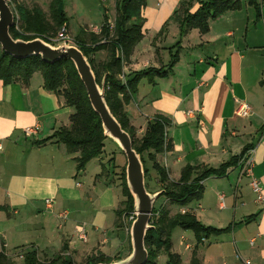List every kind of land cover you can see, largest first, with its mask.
Instances as JSON below:
<instances>
[{
  "label": "crops",
  "instance_id": "1",
  "mask_svg": "<svg viewBox=\"0 0 264 264\" xmlns=\"http://www.w3.org/2000/svg\"><path fill=\"white\" fill-rule=\"evenodd\" d=\"M257 2L255 8L240 0L239 8L210 20L207 32L191 28L183 35L173 12L182 5L193 13L199 0H146L141 9L142 37L122 61L118 76L124 79L128 73L147 67L167 71L163 77L155 76L152 84L142 78L124 109L130 125L139 132L154 115L168 119L169 147L157 159L170 180H177L185 165L217 168L249 147L253 150L252 172L264 193V0ZM115 14L108 21H113ZM65 25L69 29L68 22ZM78 28L88 26L79 24ZM171 35L180 37V52L206 46V56L193 59L194 65L190 60L183 62L179 52L169 67L177 47L166 44ZM183 70L189 72L185 78L180 77ZM150 93L157 100L145 102ZM143 100L144 114L134 110ZM244 106L248 107L246 114L239 112ZM71 112L72 108L63 105L56 94L44 89L39 72L26 82L18 79L4 84L0 80V250L9 256L34 249L40 260L61 254L74 264H85L89 257L120 258L130 250L126 226H117L120 218L115 211L121 199L112 180L97 175L101 173L98 165L86 167L95 158L101 164V158H92L86 168L77 170V153L48 138L58 127L69 125ZM140 115L144 117L142 124ZM35 125V134L24 135V127ZM231 169L239 171V162L227 166L223 175ZM212 177L201 181L202 194L195 199L198 212L189 204L180 206L206 226L212 220L206 212L209 193L205 185ZM240 177L237 172L238 181ZM46 198L52 199L50 206L44 202ZM252 202L262 204L255 202L254 195ZM64 209L68 214L61 220L57 213ZM251 215L246 226L264 233V204L258 206L256 215ZM79 225L86 232L84 241L77 236ZM228 225L229 230L233 227L234 237L238 230L233 222ZM177 232V244L171 235V248L183 264L192 257L201 264H229L220 251V244L225 242L234 250L235 261H241L237 251L245 255L240 263L233 259V264H264V237L256 238L251 246L244 236L212 243L209 237L220 233L196 242L193 232L191 238L182 228Z\"/></svg>",
  "mask_w": 264,
  "mask_h": 264
},
{
  "label": "trees",
  "instance_id": "2",
  "mask_svg": "<svg viewBox=\"0 0 264 264\" xmlns=\"http://www.w3.org/2000/svg\"><path fill=\"white\" fill-rule=\"evenodd\" d=\"M145 1L116 0V14L112 27L106 20L101 24V29L97 33L90 30L87 32L86 29L80 28L74 36L73 44L87 57L96 81L99 83L102 77H105V100L121 127L130 134L133 148L140 154L146 188L149 183L147 176L152 170L155 174L154 181L157 187L151 192L162 190L160 195H164L170 204L183 206L192 198L199 199L201 197V181L203 179L209 176H222L226 167L239 162L249 147H244L239 155L233 156L229 162L222 163L217 168H198L185 165L179 178L170 180L166 168L157 159V155L169 147L166 135L168 119L162 115H154L147 120L142 133L138 136L135 135L124 109L125 104L137 91V85L142 78H146L152 84L155 76L163 77L167 72L162 67H147L128 73L124 79L118 76L122 72V61L127 58L133 46L142 37L141 9L145 5ZM245 1L255 8L258 6L257 0ZM239 7L240 0H199V6L193 13H189L182 5L177 7L173 12V19L178 22L180 35L191 28H196L200 33H205L208 31L210 20L228 10ZM14 11V24L9 29L13 38L28 40L40 37L53 44V36L51 35L56 36L60 27L67 22L63 10V0H49L48 15L35 2H32L31 5L17 3ZM175 45H177V50L171 54L169 67L178 58L179 42ZM101 49H107L106 58L94 63L91 55ZM34 72L41 74L44 89L56 94L63 105L72 108L69 115V125L58 127L48 138H54L56 142L63 143L70 153L76 152L77 155L74 157L76 168L83 170L89 160L95 157L100 158L105 137L102 134L100 119L89 104L84 86L72 62L66 57H61L53 63L44 62L40 56L16 58L0 48V80L4 84L18 79L26 82ZM144 154L150 161V167L145 164ZM112 159L113 157L109 160ZM112 167L113 174H121L122 194L124 196L115 211L119 219L122 213L126 212L125 214H127L133 211V204L125 184V162L112 164ZM105 170V163H101V173L97 175H108ZM150 221L153 227L145 235L144 243L148 258L144 264H155L161 253H165L166 256L164 264H183L180 255L171 248V234L175 227L190 229L196 242H201L211 234L229 230V225L219 229L203 225L190 211H177L169 214L162 205L158 209L153 207ZM121 225L119 219L117 226L121 227ZM15 256L17 254L9 256L0 250V264H18L14 260ZM117 258L119 257L111 259L97 255L89 257L85 264L109 262ZM19 264H74V262L70 257L61 254L50 259L40 260L36 251L29 249L23 251ZM188 264L201 263L196 257H192Z\"/></svg>",
  "mask_w": 264,
  "mask_h": 264
},
{
  "label": "rangeland",
  "instance_id": "3",
  "mask_svg": "<svg viewBox=\"0 0 264 264\" xmlns=\"http://www.w3.org/2000/svg\"><path fill=\"white\" fill-rule=\"evenodd\" d=\"M7 2L14 13H15L14 8L17 3H24L26 5H31L32 2H35L48 15L49 0H7ZM63 10H64V13L67 18L68 25H69V29L67 30L73 40L74 35L77 34V33L75 34V32H78L79 30L78 28L79 24L82 26L86 24L88 26V28H86V31L89 32V29L92 26H100L101 23H103L104 21L112 20L111 18L114 16L115 11H116V0H63ZM51 36H53L52 39H54L55 35L53 34ZM169 40H172L173 43H170ZM179 40L181 39L180 37H178V35L177 36L171 35L170 37L167 38L166 44L167 45L176 44L177 42H179ZM52 42L53 44L58 45L53 40ZM179 45H180V42H179ZM205 48L206 46L198 45L196 48L194 47L189 50H184V51L182 50L181 51L182 53L178 50V54L180 52V57L182 58L183 62L189 61V60L192 61L195 58L198 59L199 56H206ZM176 50H177V47L174 48L172 53H174ZM107 52H108L107 49H104L103 53L102 51L101 52L96 51L93 55H91L94 63H98V61H102L103 59H105ZM192 64L195 65L196 62L192 61ZM188 73H189L188 71L183 70L180 73V77L185 78ZM154 99L157 100V98L152 93H150L149 95L146 96L145 102L147 101L151 102ZM145 102L143 100V102L140 103L139 108H136L134 106V110L138 113L140 111H142L143 114L146 113V109L144 107ZM143 120H144V117L140 115L139 116L140 124L143 123ZM132 127H133V131L136 136L142 133V132H139L136 127L134 126ZM103 144H104L103 151L101 153L100 158L102 160L101 163H105V169H106L105 172L106 173L108 172V175H105V176L109 177L108 179L112 180L111 184L113 186V189L115 193L118 195V197L122 200L124 196L122 194L121 174L120 173L113 174L112 164H119V163H122L123 161L125 162V157L122 151L117 147V145L109 138H105L103 140ZM112 157L113 159L109 160ZM144 159H145L146 166L150 167V161L146 154H144ZM87 165L88 166L86 167H89V168H91L93 165H98V167H101L100 162L97 161L96 158L88 162ZM237 172L240 173V170L238 171L237 169H233V170L231 169L230 171H228L227 175L225 174L221 177L215 176V177L209 178V181L205 185V189H207L209 193V206H208L209 209L206 212L208 216L211 217V220H212V222L210 223V226L225 228V227H228L229 223L233 222L234 227H236V230H238L235 233L234 237H233V227L231 230H223L219 232L220 235L209 237V241H211L212 243H215V242L218 243L219 241L222 243V241L228 240L229 238L231 239L230 241H232L233 238L237 240L238 237H242V236H244V238L248 241L250 237H255L257 232H259V234L263 233L262 231H259V230H253L251 225L246 226L248 222L249 223L251 222L249 221L250 215L252 213L256 215L258 211V206L262 204H254L252 202L254 193L250 189L248 180L246 176L242 175L241 176L242 178L240 177L241 179L238 181ZM154 175H155L154 172L151 170L147 176L148 181H149L148 186H147L148 191H153L157 187V184L154 181ZM220 194H223L222 199H219ZM195 199L196 198H192V200L187 202L186 204H189L188 205L189 207L196 209V211L198 212L200 208H197L198 202L195 201ZM221 201L224 203V206L219 205ZM250 203H253V204L251 205ZM186 204L183 205V207L186 206ZM161 205L167 209L169 214H173L177 211L178 212L184 211V208H181L178 204H170L164 195H160L155 200L153 207L158 209ZM256 208H257L256 211H252V209L255 210ZM122 221L123 220L120 217V223H122ZM177 231H181V228L175 227L171 234L174 237L175 241L178 238ZM182 231H184V233L187 232V234L190 235L189 238L192 237L191 236L192 231L190 229H185V230L182 229ZM183 236L185 237L186 234H184ZM261 238L263 237L261 236L257 237V240ZM186 241L188 240L186 239ZM186 241L183 240V243ZM176 244H177V241H176ZM220 245L221 247H223L222 249H220L221 255H223V257L225 256L229 264H233V259H234V262L240 263L242 259L245 258V255L243 254V252L239 250L237 252L239 253V257L241 258V261L238 260V258L235 261L236 255L234 253V250L229 246V244L225 242V244H220ZM20 259L21 258L19 257L17 258V256L14 257V260L18 264L20 263ZM165 261H166L165 253H161L157 257L155 264H164ZM220 261H222V259H220ZM251 264L253 263L251 262Z\"/></svg>",
  "mask_w": 264,
  "mask_h": 264
},
{
  "label": "water",
  "instance_id": "4",
  "mask_svg": "<svg viewBox=\"0 0 264 264\" xmlns=\"http://www.w3.org/2000/svg\"><path fill=\"white\" fill-rule=\"evenodd\" d=\"M14 17L7 0H0V48L16 58L40 56L47 63H53L61 57L68 58L84 86L92 110L100 119L103 136L112 140L125 157V184L132 197L135 214L128 230L130 250L124 257L95 264H144L148 258L145 235L153 227L150 218L154 202L162 190H147L140 154L133 148L130 134L121 127L105 100V77L99 83L96 81L87 57L74 44L55 45L40 37L28 40L13 38L9 29L14 24Z\"/></svg>",
  "mask_w": 264,
  "mask_h": 264
},
{
  "label": "built area",
  "instance_id": "5",
  "mask_svg": "<svg viewBox=\"0 0 264 264\" xmlns=\"http://www.w3.org/2000/svg\"><path fill=\"white\" fill-rule=\"evenodd\" d=\"M108 23H109V26L112 27V22L108 21ZM100 29H101V25L100 26H92L89 30L97 33L100 31ZM53 41L56 42L57 44H61V45L73 44L72 37L69 35L67 27L65 24H63L60 27V29L58 30ZM247 111H248V107H246V106L241 107L239 109V112H242L243 114H246ZM36 130H37V125L26 126L23 129V133H24V135L29 136V135L35 134ZM239 164L241 166L240 176L244 175V176H247L249 178L248 184L250 186V189L252 190V192L255 195V197H254L255 202L264 204V193L262 191L261 182L257 177H255L253 175V172H252V167H253V150L252 149L249 148L245 151V153L242 155V157L239 160ZM222 198H223V194H220L219 199H222ZM44 202L47 204V206H50V204L52 203V199L46 198L44 200ZM182 212H184V211H182ZM67 214H68L67 210L64 209V210H61L57 213V217L61 220H64V219H66ZM134 217H135V214L133 211L131 213H129L128 215L123 213V215L121 216V218L123 220L122 223L126 226L127 231L129 230L130 223L132 222ZM77 231H78V235H77L78 238L81 239L82 241H84L86 239V232H85L84 228L81 225H79L77 227ZM260 236L264 237V233H262V234L257 233L255 237H250L248 239V243L252 246L254 244L256 238L260 237ZM16 254L19 258H22L21 252H17Z\"/></svg>",
  "mask_w": 264,
  "mask_h": 264
}]
</instances>
